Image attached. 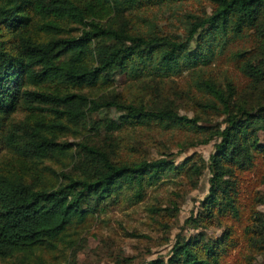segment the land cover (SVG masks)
Here are the masks:
<instances>
[{"label": "trees", "instance_id": "16d2710c", "mask_svg": "<svg viewBox=\"0 0 264 264\" xmlns=\"http://www.w3.org/2000/svg\"><path fill=\"white\" fill-rule=\"evenodd\" d=\"M190 3L197 8L184 9ZM155 8L174 21L161 25ZM124 79L134 94L114 88ZM175 97L189 100L191 115ZM144 127L214 140V151L180 164L118 154L130 144L117 133ZM262 136L264 0H0L4 264L67 261L99 207L141 201L170 174L193 184L205 171L201 214L187 220L201 231L178 232L169 255L146 264H253L250 253L264 251V223L253 217ZM209 224L222 234L207 235Z\"/></svg>", "mask_w": 264, "mask_h": 264}, {"label": "rangeland", "instance_id": "374dc122", "mask_svg": "<svg viewBox=\"0 0 264 264\" xmlns=\"http://www.w3.org/2000/svg\"><path fill=\"white\" fill-rule=\"evenodd\" d=\"M196 4L190 3L184 9L195 10ZM150 14V13H149ZM161 25L174 21V15L166 8L153 10ZM129 82H117L115 89L127 93L134 91L136 86H127ZM148 100L151 94H146ZM173 106L180 112L191 115L189 100L186 98H171ZM111 113V114H109ZM112 116V111H107ZM106 115V112L98 116ZM219 119V118H218ZM217 119V120H218ZM192 134L184 130L162 131L156 128H140L130 130L124 128L117 133L123 142L118 154L130 158H160L168 157L180 164L186 157L203 156L208 159L214 151V140L206 144H197ZM194 136V135H193ZM70 141L73 138H69ZM261 142L264 143L263 136ZM197 144V145H196ZM125 146V147H124ZM168 152V154H166ZM209 173L205 171L193 184L184 176L170 174L163 177L162 182L148 187L141 201L130 203L127 197H120L116 202L99 207L94 221L82 235L73 257L67 261L60 260L55 264H146L157 257H167L178 232L195 234L201 231L191 226L187 220L197 218L202 211L201 201L209 188ZM257 193L253 217L256 223H264V185L255 189ZM156 209V212L153 211ZM204 232L215 237L221 235L223 227L209 224L203 228ZM261 239L264 241V232ZM255 240H258L256 236ZM259 242V241H258ZM242 241L238 246H242ZM237 253V252H236ZM235 252L232 253L234 255ZM253 264H264V251L251 252ZM231 255V256H232ZM237 257V256H236ZM230 257L225 264H239L240 258ZM0 264H4L0 260Z\"/></svg>", "mask_w": 264, "mask_h": 264}]
</instances>
